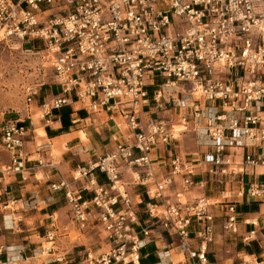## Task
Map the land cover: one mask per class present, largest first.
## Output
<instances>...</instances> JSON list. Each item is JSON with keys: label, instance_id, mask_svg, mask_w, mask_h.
Returning a JSON list of instances; mask_svg holds the SVG:
<instances>
[{"label": "built area", "instance_id": "built-area-1", "mask_svg": "<svg viewBox=\"0 0 264 264\" xmlns=\"http://www.w3.org/2000/svg\"><path fill=\"white\" fill-rule=\"evenodd\" d=\"M0 44L35 53L42 70L51 72L58 93L36 106L42 119L74 104L90 121L108 114L121 131L110 133L109 151L65 176L50 139L27 149L28 106L44 80L24 82L29 121L0 116V233L6 216L10 225L16 223L18 208H37L61 192L80 229L94 222L103 232L97 251L79 253L80 264H141V249L152 241L160 245L158 261L150 264H210L212 207L223 205L222 230L234 234L238 199L264 202V182L244 180L255 168L264 169V0H0ZM186 131L204 149L198 163L206 178L200 181L175 149ZM170 144L167 162H158L153 153ZM48 169L56 178L41 197L39 173ZM31 179L36 189L11 193L13 180ZM207 180L218 196H187ZM135 186L142 187L137 199L128 191ZM192 222L199 226L196 246L190 242ZM56 230L54 224L45 229L30 257L19 246L0 242V264L28 259L67 264ZM253 234L250 230L242 241ZM171 250L183 258L172 261Z\"/></svg>", "mask_w": 264, "mask_h": 264}, {"label": "crops", "instance_id": "crops-1", "mask_svg": "<svg viewBox=\"0 0 264 264\" xmlns=\"http://www.w3.org/2000/svg\"><path fill=\"white\" fill-rule=\"evenodd\" d=\"M53 93H58V90L53 91ZM48 98V94H44V92L41 91L35 97L33 104L36 107L43 100H47ZM74 107V104H65L60 109L55 110L48 120L40 118L41 128L38 129V131L40 135L44 136L38 137L35 133V128L29 127L30 134L27 142V149L31 150L34 143L50 139L54 150H58L59 152L58 155L55 153L56 161L58 162L57 167L65 176H69L71 171L76 166L95 161L100 155L109 151L113 146L110 133L120 131L115 125H113V121L109 119L108 114L102 112L100 115L96 116L95 120L90 121L87 118V113L85 110L79 109L74 111ZM139 115L141 120L144 121L146 114L142 111L139 113ZM75 118H77V121L73 124L72 120ZM32 125H34L33 121ZM80 131L82 132L84 139H82L79 135ZM124 132L125 131L122 130V133ZM188 133L193 143V149L190 151H185L182 149V147L184 138ZM124 135H121L122 139H124ZM175 144L177 147L175 149L179 151L186 160L192 163L193 170L191 173L193 174L194 180L200 181V179L206 178V175L201 172L203 167L198 163L201 153L204 151V149L202 147H198L195 144L193 133L190 131L181 133ZM76 150L77 152H75ZM170 150H172V144L164 146L163 148H158L153 153V157L159 158L158 162H167L166 156ZM240 151L234 156V159L237 161L241 159ZM31 157L34 159L39 158V154L33 153ZM253 172L254 176L252 174L244 175L245 182L250 180L264 182V169L262 167L255 168ZM40 174L43 175V180L40 185V196L45 197L49 193V180L56 178V175L54 174L53 170L49 169L44 170L43 172L39 173V175ZM98 176L101 180L104 179L103 175L99 173ZM123 177L128 179L130 177V172L128 170L125 171ZM33 182V179L30 180V183H22L17 180H13L9 184V189L13 195L19 196L25 191L26 188L30 190L34 188L36 189V186L33 184ZM207 183L208 185L204 187H193L192 190L187 193V196L194 197L200 194H205L208 197L218 196L219 192L217 188H213L209 180H207ZM236 183H234L233 186L238 188L240 184L235 185ZM21 184L25 185V187L21 188ZM128 191L133 195L134 199H137L136 195L141 193L142 187L135 186L130 188ZM25 193L26 196H29L27 192ZM40 204H42L41 207ZM40 204L36 208V213L31 212L28 215V211L26 210L27 212L24 214V219L26 220L27 218L29 219L31 217H37L40 220H44L48 217L49 221L48 219H45L46 222H44V224L47 227H49L51 224H54V226L57 228V240L61 241L62 239H65V241H67V243L64 245H58L59 250L67 254L69 259L67 264H80L79 253L82 251V249H74L80 243L73 244L69 242L70 234L72 232V230H70V224H73L74 226L78 225L71 219L70 207L63 198L61 192L55 193L49 203ZM19 209L20 208L17 210ZM235 209L238 219V231L237 233L232 234L224 233L222 230L221 224L223 205L218 204L212 207L215 216L213 221V240L208 243L207 256L209 263L242 264V259L247 258L250 259V262L257 261L258 264H264V202L249 198H242L238 199L236 202ZM28 210L30 211L31 209ZM41 211L42 213H40ZM142 218L143 215H141V219ZM1 219L2 218L0 216V220ZM20 221L16 223L14 221V223L10 225L8 217L6 216L4 218V223L6 225L0 233V242L11 246H19L18 248L23 251L24 256L30 257L32 251L37 248L39 244L37 243L38 241L33 237L35 234H32V232L28 230L30 228L27 229V227H23ZM248 221H255V225L247 223ZM93 223L94 222L90 224V228H93ZM59 224H61V226H59ZM9 226H11V228H9ZM198 227L199 226L193 222L189 226L191 232L190 242L192 246H196L198 243V239L195 237V232ZM250 230H254V234L251 236L250 241H242V236L246 235ZM164 239L166 243H170L171 241V237L166 234L164 235ZM159 245L160 242L152 241L141 249V264H150L158 261L157 248ZM170 252L171 260L174 262L178 261L184 256L183 254L181 255L180 253H176L173 250ZM10 264L18 263L13 262ZM46 264L55 263L50 262Z\"/></svg>", "mask_w": 264, "mask_h": 264}, {"label": "rangeland", "instance_id": "rangeland-1", "mask_svg": "<svg viewBox=\"0 0 264 264\" xmlns=\"http://www.w3.org/2000/svg\"><path fill=\"white\" fill-rule=\"evenodd\" d=\"M40 66H41L40 58L35 53L26 51L24 47L18 46L17 44H9V45L0 44V116L1 117L20 118V119H24L26 122L29 121V119L26 118L27 106L24 101V96L21 92V85L26 81L44 80V84L41 88V91H43L44 94H48L49 98L57 94V93L56 94L53 93V91L58 90V86L55 84L51 72L47 68H44L43 71ZM177 96L180 98H185L182 94H177ZM28 107H30L31 109L30 118L34 123V125H30L29 127L35 128V133L38 137L44 136V135H40L38 131V129L41 128L40 127L41 115L38 109L35 107L34 104L29 105ZM175 129L178 130L179 126H176ZM79 135L81 136L82 139H84V136L82 135L81 131L79 132ZM185 138L182 149L185 151H190L193 149V143L192 140L190 139L189 133L185 136ZM54 152L57 155L59 154L58 150H54ZM235 185H237V183ZM41 206L42 204H40V207ZM27 211H28L27 213L28 215L31 212L32 213L37 212L36 208H32L30 211L29 210ZM27 211L18 210V214L21 216L20 223L23 227H27V229L30 228L28 230L31 231L32 234L36 235V236L34 235L33 237L38 241L37 243L39 244L40 242L43 241V238H41V236H43L45 229L48 228L44 224V222H46L45 219H48L49 221V218L47 217L44 220L43 219L40 220L37 217L36 218L31 217L25 220L24 214ZM40 213H42V211ZM59 226H61V224H59ZM70 226H71L70 230H72V232L70 234L69 242L73 244L80 243L74 249L83 250V248H90L93 251H97L101 247L102 245L101 242L103 240V232L100 230L97 223H93V228L90 229L81 228L79 230V227L76 225L74 226L73 224H70ZM65 243H67L65 239H62L61 241L57 240L58 245L59 244L64 245ZM41 261L42 259H28L18 264H41Z\"/></svg>", "mask_w": 264, "mask_h": 264}, {"label": "bare ground", "instance_id": "bare-ground-1", "mask_svg": "<svg viewBox=\"0 0 264 264\" xmlns=\"http://www.w3.org/2000/svg\"><path fill=\"white\" fill-rule=\"evenodd\" d=\"M180 127H181V126H179V129H181Z\"/></svg>", "mask_w": 264, "mask_h": 264}, {"label": "trees", "instance_id": "trees-1", "mask_svg": "<svg viewBox=\"0 0 264 264\" xmlns=\"http://www.w3.org/2000/svg\"><path fill=\"white\" fill-rule=\"evenodd\" d=\"M61 117V116H60Z\"/></svg>", "mask_w": 264, "mask_h": 264}]
</instances>
